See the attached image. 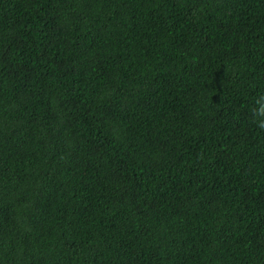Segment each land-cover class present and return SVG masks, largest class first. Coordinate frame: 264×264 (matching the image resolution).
I'll use <instances>...</instances> for the list:
<instances>
[{
    "label": "trees",
    "instance_id": "trees-1",
    "mask_svg": "<svg viewBox=\"0 0 264 264\" xmlns=\"http://www.w3.org/2000/svg\"><path fill=\"white\" fill-rule=\"evenodd\" d=\"M264 0H0V264H264Z\"/></svg>",
    "mask_w": 264,
    "mask_h": 264
},
{
    "label": "clouds",
    "instance_id": "clouds-1",
    "mask_svg": "<svg viewBox=\"0 0 264 264\" xmlns=\"http://www.w3.org/2000/svg\"><path fill=\"white\" fill-rule=\"evenodd\" d=\"M256 107L253 109V116L256 127L264 130V95L255 101Z\"/></svg>",
    "mask_w": 264,
    "mask_h": 264
}]
</instances>
